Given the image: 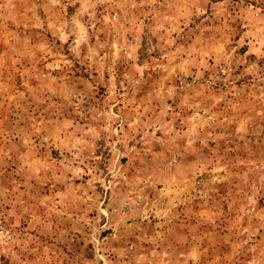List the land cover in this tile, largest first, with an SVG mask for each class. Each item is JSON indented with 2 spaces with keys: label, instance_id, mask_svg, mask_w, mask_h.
<instances>
[{
  "label": "rangeland",
  "instance_id": "1",
  "mask_svg": "<svg viewBox=\"0 0 264 264\" xmlns=\"http://www.w3.org/2000/svg\"><path fill=\"white\" fill-rule=\"evenodd\" d=\"M0 264H264V0H0Z\"/></svg>",
  "mask_w": 264,
  "mask_h": 264
},
{
  "label": "built area",
  "instance_id": "2",
  "mask_svg": "<svg viewBox=\"0 0 264 264\" xmlns=\"http://www.w3.org/2000/svg\"><path fill=\"white\" fill-rule=\"evenodd\" d=\"M12 238V232L10 230L5 229L2 225H0V241L1 242H9Z\"/></svg>",
  "mask_w": 264,
  "mask_h": 264
}]
</instances>
